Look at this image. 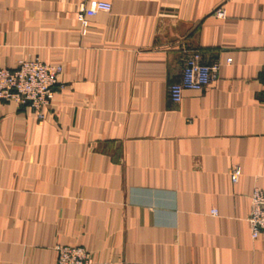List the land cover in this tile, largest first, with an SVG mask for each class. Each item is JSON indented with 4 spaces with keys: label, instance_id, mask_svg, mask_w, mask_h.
<instances>
[{
    "label": "crops",
    "instance_id": "crops-1",
    "mask_svg": "<svg viewBox=\"0 0 264 264\" xmlns=\"http://www.w3.org/2000/svg\"><path fill=\"white\" fill-rule=\"evenodd\" d=\"M98 1L112 9L83 34ZM194 52L218 69L173 103ZM35 58L62 74L43 122L0 101V264H58L57 246L94 264H264L248 222L264 0H0V68Z\"/></svg>",
    "mask_w": 264,
    "mask_h": 264
},
{
    "label": "built area",
    "instance_id": "built-area-1",
    "mask_svg": "<svg viewBox=\"0 0 264 264\" xmlns=\"http://www.w3.org/2000/svg\"><path fill=\"white\" fill-rule=\"evenodd\" d=\"M111 9L110 4L101 1L81 9L77 13V20L84 29L83 34L88 28L89 17L99 12H110ZM217 16L225 17V13L220 11ZM217 69V65L205 64L200 52H194L186 62L180 81L169 87V99L179 104L185 91H203L209 86L212 74ZM261 73L264 79V66ZM61 74V66L45 63L39 58L20 61L12 69L0 68V100L27 107L38 121L43 122L46 119L45 110L52 105L55 98ZM241 177L240 168L231 170L233 184H238ZM251 205L248 222L252 237L257 239L264 234V189L254 188ZM56 252L58 264H94L92 254L81 247L57 246Z\"/></svg>",
    "mask_w": 264,
    "mask_h": 264
},
{
    "label": "rangeland",
    "instance_id": "rangeland-1",
    "mask_svg": "<svg viewBox=\"0 0 264 264\" xmlns=\"http://www.w3.org/2000/svg\"><path fill=\"white\" fill-rule=\"evenodd\" d=\"M1 101V100H0ZM5 102V101H4ZM10 103H12V102H10Z\"/></svg>",
    "mask_w": 264,
    "mask_h": 264
}]
</instances>
